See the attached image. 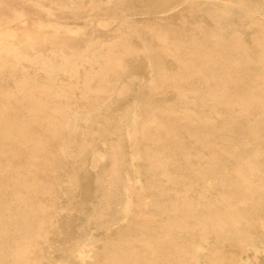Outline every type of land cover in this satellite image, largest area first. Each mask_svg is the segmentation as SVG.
I'll return each instance as SVG.
<instances>
[{
  "label": "bare ground",
  "instance_id": "obj_1",
  "mask_svg": "<svg viewBox=\"0 0 264 264\" xmlns=\"http://www.w3.org/2000/svg\"><path fill=\"white\" fill-rule=\"evenodd\" d=\"M137 2L0 0V264H54L60 213L105 229L101 246L64 244L73 264H250L229 242L264 252V0H185L177 21H125ZM111 3L115 34L82 41L79 16L107 27Z\"/></svg>",
  "mask_w": 264,
  "mask_h": 264
},
{
  "label": "rangeland",
  "instance_id": "obj_2",
  "mask_svg": "<svg viewBox=\"0 0 264 264\" xmlns=\"http://www.w3.org/2000/svg\"><path fill=\"white\" fill-rule=\"evenodd\" d=\"M144 1V4L137 2L136 4L130 5V8L128 9L129 15L127 16L125 21L133 20L136 22H143L148 19L155 20L158 18H166L177 21L187 13L186 7L183 3L185 0H180L178 3L176 2V7H169L167 9H160L153 6L155 5L154 0ZM149 3L152 4V6H149ZM100 17L108 19L112 23L103 28L99 27L96 21L91 23L90 19L86 17V14H81L79 16V23H81L80 26L83 28L82 32L84 33L82 36V41H85L86 39L92 37L109 38L115 34L117 30L116 28L123 23V20H121V15H119L118 10H114V4L112 3L106 4V7L101 8ZM196 17H198V19L205 20L209 27L213 26V23L203 13H197ZM69 18L71 17L68 16L67 19ZM94 18L96 20L98 19L97 16H94ZM242 21L243 20H239L236 22L240 23ZM244 25L247 27V22H245ZM24 34L25 33L22 34L23 38H25ZM131 64H133L134 67V69H132V72L138 76V79L144 78L146 70L145 61L143 59H137L136 61H131ZM138 89V84H135L131 95L120 104L119 110L121 112H124L128 108L133 106L136 100L135 97H137L138 95ZM88 171L91 172L83 174L81 184L88 192H90V194H88L87 196L96 197L99 195L97 191V183L100 176L92 171L89 167ZM62 188L65 189L64 184L62 185ZM68 200L69 199L65 195H61V197L59 198L60 205L64 206V204H66ZM119 200L120 199L114 200L112 202L110 215H107L106 219L108 218L109 220L114 221L116 217H118L116 211L118 209ZM60 214L61 219H58L56 222L57 226H60V228H58V230L56 231L57 236L52 241H50V246H47L46 248L47 255L50 257V260L53 261L54 264L58 262H62L63 264H73V260L68 257L67 253H65L64 249L62 248L64 244H73L78 240V235H82V238L94 235L98 240H102L103 238H105V229L100 228L92 221H87V218L85 216L75 217L73 221H70V219L66 217L67 214ZM82 226L85 229L79 230V228ZM101 240L95 243L96 247L102 245ZM255 244L257 246L263 244L262 246H264V233H262L261 231L258 233L257 242ZM247 250L249 251L248 256H246V253H244V251H241V249H239L236 244H233L232 242L226 243L225 252L229 255H234L236 259H238L240 256H243L244 258H248L250 264H264V252H259V249L253 248H248ZM238 264L240 263L238 262Z\"/></svg>",
  "mask_w": 264,
  "mask_h": 264
}]
</instances>
